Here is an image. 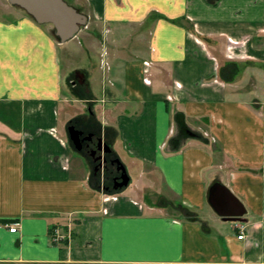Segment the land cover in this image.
<instances>
[{"label":"crops","instance_id":"crops-1","mask_svg":"<svg viewBox=\"0 0 264 264\" xmlns=\"http://www.w3.org/2000/svg\"><path fill=\"white\" fill-rule=\"evenodd\" d=\"M67 2L89 21L63 43L18 6L0 17V264H264V0ZM79 35L87 66L68 82ZM77 91L139 194L106 193L73 155L63 103ZM217 180L244 221L209 203Z\"/></svg>","mask_w":264,"mask_h":264},{"label":"water","instance_id":"water-1","mask_svg":"<svg viewBox=\"0 0 264 264\" xmlns=\"http://www.w3.org/2000/svg\"><path fill=\"white\" fill-rule=\"evenodd\" d=\"M10 4L19 6L30 14L39 23H51L54 26V33L60 42H66L77 36L79 31L88 22V16L80 12L67 0H8ZM177 122L181 126L183 134L195 136L186 124L183 114L177 116ZM69 137L78 150L83 147L84 139H91L93 134L82 138L83 131L74 124L68 127ZM101 150L111 151L110 146L104 142L102 137L98 138ZM104 146V147H103ZM99 148V149H100ZM118 169L122 171L121 181L115 182L114 188H122L129 184L131 176L125 164L118 158L115 160ZM97 167L95 170L97 171ZM208 201L218 214L227 220L244 221L243 216L246 208L241 200L231 189L221 181H215L209 189Z\"/></svg>","mask_w":264,"mask_h":264},{"label":"rangeland","instance_id":"rangeland-1","mask_svg":"<svg viewBox=\"0 0 264 264\" xmlns=\"http://www.w3.org/2000/svg\"><path fill=\"white\" fill-rule=\"evenodd\" d=\"M9 6H12V5H10V2L8 0H0V17H2L4 14H5V16L7 15L6 17H8V14L15 16L14 12L12 13V12L8 11L10 8ZM19 10H20L19 12H22L21 9H19ZM2 18L3 19H9V18H5L4 16ZM13 18H11V19H13ZM80 36L81 35H79V39H75L66 45V48H69L71 50L72 55H69L71 57L70 65L69 64L63 65V69H64V67L66 68L67 65H69L71 68L73 67L72 71L70 72L71 78H69L68 82H70V80H76V77H75L76 72L75 71H76V69H78L77 67L81 63L80 57H82V66L83 65L87 66V64H85L86 59H85V55H84L83 49H82L83 46L81 45L82 44L81 40H83V39L80 40ZM91 39H92V41H94L91 44V46L93 47L92 57H94V59H97L100 63V66L102 67V59L103 58L105 59V57H104L105 51L102 48L103 47L102 45L104 44V42H103V40L99 41L96 37H92ZM79 42H81V44ZM65 54H66L65 49H63V47H62V49H61L62 58L65 56ZM72 56H74L75 58H73ZM83 58H84V60H83ZM106 65L107 66H105V68L108 67V64H106ZM150 67H151V65H150ZM82 86H84V84ZM84 89L85 88H83L82 91H84ZM82 91L81 92L77 91V94H75L77 99H75L72 96H69L67 98L68 101H65V103H63V106H65V110H67V112L64 113V123L66 125L64 126L63 131H64V133H66L68 135V131H67L68 125L71 124V122H73V123H76L78 126L84 128L88 132L91 131V132H95L96 134L100 135L101 134V132H100V129H101L100 123L101 122L99 120L100 115L97 113L98 109L100 108L99 102L97 100L96 101H88L87 100L88 98L84 97V95L82 94ZM93 111H96L95 113H97V115H98V116L96 115L97 117L93 116V113H92ZM100 136H102V135H100ZM75 152H78V151L74 148L73 155L75 157L79 158L78 157L79 155H77ZM79 154L81 155L80 160H81L82 164L84 163L86 168H89V171H90V167H91L90 162H92V161L90 159H88L85 155H83L81 153H79ZM112 169H115V167L113 168L111 166L110 169L103 168V167L99 168L98 177L101 179L99 182H101V183L103 182L102 183L103 186H104V184L107 186L112 184V175L113 174H112V172L110 173V171ZM135 170L134 169L129 170L130 175H131V182L126 188H124L122 190V192L119 191L123 195L139 194L140 190H142L143 184L139 181L140 179H138V176L137 177L135 176L136 172L138 173V170H136V171ZM113 173H115V171ZM90 174H92V171H90ZM155 189H156V186L153 189L148 187V191H147L148 194L154 197L155 196V194H154ZM115 192L117 193V191H115ZM154 198H156V197H154Z\"/></svg>","mask_w":264,"mask_h":264},{"label":"flooded vegetation","instance_id":"flooded-vegetation-1","mask_svg":"<svg viewBox=\"0 0 264 264\" xmlns=\"http://www.w3.org/2000/svg\"><path fill=\"white\" fill-rule=\"evenodd\" d=\"M76 77L77 79L81 80V72L76 71ZM78 129L83 131V134L81 135L82 138H85L89 136V134H93L91 139H84L83 140V147L79 152L83 155H85L88 159H90L94 165V168H99L101 165H104V167L110 169L111 166L115 169H112L110 173L112 172V184L109 185V187L114 186L115 182L121 181L120 175L122 174V171L118 169V164L115 162L116 159L120 158L118 151L115 150V148L110 145L111 151L105 152L104 149L101 150L98 138L100 135L96 134L95 132L86 131L84 128L78 126L76 123H74ZM69 127V125H68ZM68 131V129H67ZM105 143H108V141L104 140ZM75 146V145H74ZM104 147V146H103ZM100 148V149H99ZM121 159V158H120ZM115 171V173H113ZM95 173L97 174V171L95 170Z\"/></svg>","mask_w":264,"mask_h":264},{"label":"built area","instance_id":"built-area-1","mask_svg":"<svg viewBox=\"0 0 264 264\" xmlns=\"http://www.w3.org/2000/svg\"><path fill=\"white\" fill-rule=\"evenodd\" d=\"M145 73H149L150 71V62L146 61L145 62ZM150 80V78L148 77H145V81L148 82ZM18 228V224H15L14 226L11 227V231L15 232ZM71 224L69 223L68 224V231H63L62 228L60 227H57L54 231V234H53V240L58 242V241H61L63 239H65L66 237L70 238L71 237ZM245 235H244V231H242V234L238 236V238L242 239L244 238Z\"/></svg>","mask_w":264,"mask_h":264},{"label":"trees","instance_id":"trees-1","mask_svg":"<svg viewBox=\"0 0 264 264\" xmlns=\"http://www.w3.org/2000/svg\"><path fill=\"white\" fill-rule=\"evenodd\" d=\"M198 35H199V34H198ZM199 37H201V36L199 35ZM178 115L180 116L181 113H179ZM71 123H73V122H71ZM98 175H99V172L96 174L95 171L92 170V176L95 177V178L97 179V181H98L97 185H98L100 188H102L101 182H99V181H100V178L98 177ZM103 189H104L105 191H107V192H115V191L119 192V191H122L124 188H120V189L115 190V189H113L112 187H109V186H107V185L104 184Z\"/></svg>","mask_w":264,"mask_h":264}]
</instances>
